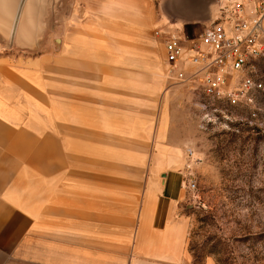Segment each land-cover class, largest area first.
<instances>
[{
    "label": "crops",
    "instance_id": "0c3cea01",
    "mask_svg": "<svg viewBox=\"0 0 264 264\" xmlns=\"http://www.w3.org/2000/svg\"><path fill=\"white\" fill-rule=\"evenodd\" d=\"M228 3L0 0V264H218L189 246L156 31Z\"/></svg>",
    "mask_w": 264,
    "mask_h": 264
},
{
    "label": "rangeland",
    "instance_id": "374dc122",
    "mask_svg": "<svg viewBox=\"0 0 264 264\" xmlns=\"http://www.w3.org/2000/svg\"><path fill=\"white\" fill-rule=\"evenodd\" d=\"M260 69L264 79V61ZM174 82L171 136L187 152L184 177L191 172L197 180L196 199L184 189L190 249L196 260L264 264V130L219 118L202 107L199 92Z\"/></svg>",
    "mask_w": 264,
    "mask_h": 264
},
{
    "label": "built area",
    "instance_id": "2783aa9c",
    "mask_svg": "<svg viewBox=\"0 0 264 264\" xmlns=\"http://www.w3.org/2000/svg\"><path fill=\"white\" fill-rule=\"evenodd\" d=\"M221 16L192 35L157 30L165 42L168 75L203 96L202 107L264 130V0H228ZM263 118V119H262ZM182 187L196 199L191 172Z\"/></svg>",
    "mask_w": 264,
    "mask_h": 264
},
{
    "label": "trees",
    "instance_id": "16d2710c",
    "mask_svg": "<svg viewBox=\"0 0 264 264\" xmlns=\"http://www.w3.org/2000/svg\"><path fill=\"white\" fill-rule=\"evenodd\" d=\"M198 263H202L204 261V259H200L198 258V260H196Z\"/></svg>",
    "mask_w": 264,
    "mask_h": 264
}]
</instances>
